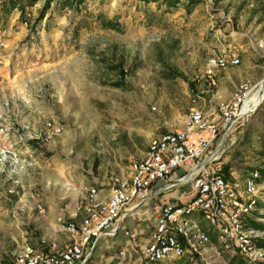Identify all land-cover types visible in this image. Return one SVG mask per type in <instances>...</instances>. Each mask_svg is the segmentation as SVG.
<instances>
[{
	"label": "rangeland",
	"instance_id": "374dc122",
	"mask_svg": "<svg viewBox=\"0 0 264 264\" xmlns=\"http://www.w3.org/2000/svg\"><path fill=\"white\" fill-rule=\"evenodd\" d=\"M5 1L0 149L12 145L32 163L14 175L0 161V264L52 226L39 217L80 206L83 184L126 174L152 138L178 128L196 104L195 85L211 57L234 53L249 78L263 77L250 56L264 60V0H180L169 10L162 0H83L74 8L64 0H22L23 10ZM110 20L116 28H107ZM254 116L235 128L256 124ZM46 121L62 133H46ZM15 180L21 191L11 197ZM34 204L44 211L30 210ZM259 212L264 226L262 200L250 219Z\"/></svg>",
	"mask_w": 264,
	"mask_h": 264
},
{
	"label": "built area",
	"instance_id": "2783aa9c",
	"mask_svg": "<svg viewBox=\"0 0 264 264\" xmlns=\"http://www.w3.org/2000/svg\"><path fill=\"white\" fill-rule=\"evenodd\" d=\"M258 47L264 50L263 43ZM239 63L234 53L213 56L199 77L211 88L215 87L217 72ZM237 85L230 99L219 103V120H210L200 109H191L181 127L152 138L144 157L130 162L127 176L109 178L107 200L98 198L99 187L83 184L84 196L79 208L56 218L60 229L69 234L63 249L57 250L54 243L48 245V240L41 237L40 247L24 243L5 264H84L99 238L116 234L127 213L148 200L152 184L169 180L180 167L184 171L168 181L165 188L189 185L195 195L185 203L166 202L157 208V222L149 233L144 254L133 264H177L183 258L189 264H230L234 255H239L246 264H264V230L249 224L260 195L259 173L252 172L240 189L223 175L206 168L218 152L204 157L213 140L220 139V144L239 121L264 110V76L254 84L245 81ZM45 131L59 135L62 127L46 121ZM0 161L6 162L14 175L23 165L32 163L12 145L0 149ZM17 182L7 189L11 197L20 194ZM35 206L39 211L44 210L40 204ZM201 220L217 232L216 243L202 228ZM124 235L134 238L127 230ZM118 254L123 255V251Z\"/></svg>",
	"mask_w": 264,
	"mask_h": 264
},
{
	"label": "crops",
	"instance_id": "0c3cea01",
	"mask_svg": "<svg viewBox=\"0 0 264 264\" xmlns=\"http://www.w3.org/2000/svg\"><path fill=\"white\" fill-rule=\"evenodd\" d=\"M260 57L264 59L262 54H260ZM250 59H253L254 67H257L259 70L261 69L264 76V60H262L259 64L255 57L250 56ZM205 65L201 67L202 72L204 71ZM249 77L251 76L246 70V64L241 66H229L226 69L218 71L216 74L217 86L212 88L208 85L206 80L200 79L199 77L197 80V85H195L196 104L191 109H200L210 120H219L218 105L220 102L228 101L230 99L233 91L238 86L237 84L245 81L251 82L253 84L258 82V80L254 82L253 78ZM257 115L258 116H254V114H252L244 118L246 119L251 116L257 117L260 120L256 124L247 122L245 126H241L239 129H236L235 126L231 129L228 134L229 138L226 139L225 142L221 141L223 144L217 150L218 154H216V156L207 163L206 168L211 173L215 172L223 175L230 182L237 184L240 189H243L244 180L252 172L257 171L259 173L257 182L260 188V195L257 201L260 202L262 200L264 202V193H262V183L264 182V149L263 151L259 149V146L261 147L264 139V110H261ZM184 122L185 120L179 127H181ZM201 134L205 135L206 133L202 132ZM219 142L220 139L213 140L206 150L207 153L204 155V157L212 154L213 151L217 149ZM144 155L145 154L143 152L141 158H143ZM183 171L184 169L180 167V169L174 171L171 174L169 180H159L154 182L151 186V193L148 200L138 203L137 206L133 207L132 210L127 213L125 218L120 223L116 234L101 236L93 249L95 250V256L91 261L87 260L88 262L86 261L84 264H101L99 261H96L100 256L105 257L103 264H133L135 261L139 260L143 256V250L149 242V233L156 225L157 208L166 202L179 204L185 203L195 195L194 191L189 185L165 188V185L168 181L176 179ZM128 174L129 167L126 174L120 175L127 176ZM108 180L95 183L97 187L100 188L98 193V198L100 200H107L108 198ZM72 204L75 205L74 202ZM35 205L37 204L32 205L30 210H32L33 207L36 208ZM78 208L79 206L77 207L76 205L72 208H60L57 210V214L69 215ZM43 211L37 212L41 213ZM58 215L54 213V217L51 218L49 217L50 214L48 213L47 216L39 217L42 221L47 219L49 224L52 223V226H49V228L42 227L44 229H42V232L37 238H29V242L25 243L30 244L32 247H40V238L44 237L48 240V245L54 243L57 247V250L63 249L69 241V234L65 231H62L59 227V224L54 221L55 216ZM255 215L256 216L252 220L257 222L261 221V218L258 217L260 212L256 213ZM81 216L82 213L79 212V217ZM44 226H46V224H44ZM201 226L204 231L210 235L212 241L216 243L218 237L217 232L212 229L205 220H201ZM126 230L130 233H133L134 238L131 239L125 236L124 231ZM259 230H264V228ZM44 250L48 251V247ZM119 251H123V255L119 254L121 257L120 259L116 260V254H118Z\"/></svg>",
	"mask_w": 264,
	"mask_h": 264
},
{
	"label": "trees",
	"instance_id": "16d2710c",
	"mask_svg": "<svg viewBox=\"0 0 264 264\" xmlns=\"http://www.w3.org/2000/svg\"><path fill=\"white\" fill-rule=\"evenodd\" d=\"M50 0H47V4ZM83 0H64V6L70 7V8H74L75 5L78 3H81ZM141 2L147 3L149 1H159V0H139ZM164 4H166L167 10L171 9V8H176V6H178L180 3V0H162ZM5 2L7 3H3L4 6H9V7H19L20 10L24 9V5L22 4V0H6ZM193 2V1H191ZM30 3V2H29ZM188 7V5H185V7ZM42 14L44 13V11L42 10L41 12ZM107 28H116L117 27V23L113 22V20H110L109 22L106 23ZM118 85V84H115ZM249 224L250 226L256 228V229H263L264 226L262 224H260L259 222L250 219L249 220ZM93 252V251H92ZM230 264H246L243 262V260L240 258L239 255H234L233 258L230 261Z\"/></svg>",
	"mask_w": 264,
	"mask_h": 264
},
{
	"label": "water",
	"instance_id": "95a60500",
	"mask_svg": "<svg viewBox=\"0 0 264 264\" xmlns=\"http://www.w3.org/2000/svg\"><path fill=\"white\" fill-rule=\"evenodd\" d=\"M226 136H227V135H225V136L223 137V139H222L223 142H224V139L226 138ZM223 142H221V143L218 145V147H217V149L215 150V152H217V150L222 146ZM93 249H94V248H93ZM93 249L91 250L90 254L92 253Z\"/></svg>",
	"mask_w": 264,
	"mask_h": 264
}]
</instances>
